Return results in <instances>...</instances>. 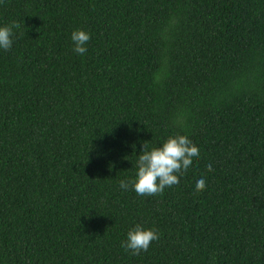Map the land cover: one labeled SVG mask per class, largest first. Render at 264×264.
Segmentation results:
<instances>
[{
  "label": "trees",
  "instance_id": "trees-1",
  "mask_svg": "<svg viewBox=\"0 0 264 264\" xmlns=\"http://www.w3.org/2000/svg\"><path fill=\"white\" fill-rule=\"evenodd\" d=\"M12 22L0 264H264V0H0ZM175 134L200 154L175 187L118 188ZM134 225L159 234L137 255Z\"/></svg>",
  "mask_w": 264,
  "mask_h": 264
},
{
  "label": "clouds",
  "instance_id": "clouds-1",
  "mask_svg": "<svg viewBox=\"0 0 264 264\" xmlns=\"http://www.w3.org/2000/svg\"><path fill=\"white\" fill-rule=\"evenodd\" d=\"M17 27L15 22L0 24V50L7 51L12 47L13 29ZM69 39L74 54L83 56L87 52L88 32L75 29ZM199 158L198 149L186 135H169L158 146L142 144L141 151L136 155L133 176L120 180L118 188L125 192L131 188L136 195L145 197L162 194L165 189L175 187ZM207 170H212L211 165ZM204 188V178L198 179L194 190L200 192ZM158 239L159 234L155 229L134 225L127 231L121 247L137 255L146 252L150 244Z\"/></svg>",
  "mask_w": 264,
  "mask_h": 264
}]
</instances>
